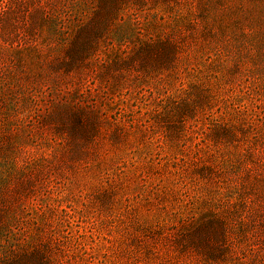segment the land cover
I'll list each match as a JSON object with an SVG mask.
<instances>
[{
  "label": "rangeland",
  "instance_id": "1",
  "mask_svg": "<svg viewBox=\"0 0 264 264\" xmlns=\"http://www.w3.org/2000/svg\"><path fill=\"white\" fill-rule=\"evenodd\" d=\"M211 91L191 136L160 147L157 112ZM120 110L152 139L89 179L92 128ZM137 171L173 192L171 263L264 264V0H0V264L52 235L79 264H150L96 190L115 178L132 198Z\"/></svg>",
  "mask_w": 264,
  "mask_h": 264
},
{
  "label": "trees",
  "instance_id": "2",
  "mask_svg": "<svg viewBox=\"0 0 264 264\" xmlns=\"http://www.w3.org/2000/svg\"><path fill=\"white\" fill-rule=\"evenodd\" d=\"M134 23L138 25L139 20L132 18ZM180 16H176L173 21L178 24L180 22ZM165 62L168 66H177L178 62H175L179 58L175 49L165 51ZM176 63V64H175ZM175 85L172 86V90ZM171 90V91H172ZM215 95L211 91L207 95L202 97L201 106L199 108H190L187 102L174 101L171 110L167 111L163 115L162 112L158 113L157 124L160 126L159 134L157 135V143L161 142L159 146H170L173 148V143L181 140L182 137L191 136L190 125L188 120L193 119L195 122H200L198 115L199 109H203V106H210ZM200 103V102H199ZM118 113L119 117L106 116V112H102L101 116L104 117L98 122V125L92 128V143L90 148V159L92 163L82 162L76 164V170L82 169L84 175L91 179L95 174H102L105 167H114L119 174H123L122 169L124 168L125 161L123 157L127 154V151H131L132 144L139 138H146L151 140L147 134L151 130V126L147 127L143 125L140 129L136 130L132 120L129 116L120 110ZM104 121V122H102ZM106 121V122H105ZM214 124L215 131L213 135L219 137V120H215ZM107 126H105L106 124ZM77 125L81 127L79 121ZM232 126L225 127L226 132L231 129ZM165 128V130H164ZM161 133V134H160ZM165 148V147H164ZM89 155V154H88ZM87 158V157H86ZM196 161L202 162L199 158H195ZM192 160V162H195ZM88 165V167H87ZM108 183L106 178L107 187L102 185V182L95 183L97 186L96 190H99V194L104 198L106 206L111 210L113 207L118 206L122 211L118 214L123 220L127 221L130 231L122 234L125 237V245L127 241H133L136 243L135 247H126V251L129 255L138 254L139 257L148 258L151 256L152 260L150 264H173L168 255L162 252L160 246L163 243L169 242L176 236L177 225H170V221L176 217L172 211L174 204V197L172 190L160 191L157 185L152 184L151 177L148 172H136L132 183H136V187L132 188L134 191L133 197L118 196V183L116 180ZM97 181V178H96ZM148 183V184H147ZM130 186V183L129 185ZM121 191V190H120ZM180 199L184 200L185 193L180 195ZM100 197V196H99ZM192 218L188 219L186 223H191ZM178 219V224H183L185 221ZM184 227L187 226L183 225ZM181 227V226H179ZM39 241V240H37ZM61 241L54 235L50 238H46L44 241L40 240L36 245L35 250H38V255L30 259L28 264H79L81 255L72 256L69 255L68 250H62L59 248ZM34 252L28 253L27 255L33 254ZM182 264V263H181Z\"/></svg>",
  "mask_w": 264,
  "mask_h": 264
}]
</instances>
